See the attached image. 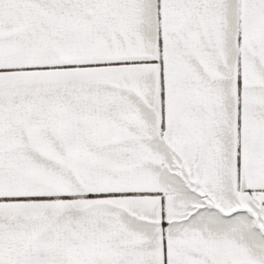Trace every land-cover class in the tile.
<instances>
[{
    "label": "snow or ice",
    "instance_id": "snow-or-ice-1",
    "mask_svg": "<svg viewBox=\"0 0 264 264\" xmlns=\"http://www.w3.org/2000/svg\"><path fill=\"white\" fill-rule=\"evenodd\" d=\"M0 264H264V0H0Z\"/></svg>",
    "mask_w": 264,
    "mask_h": 264
}]
</instances>
